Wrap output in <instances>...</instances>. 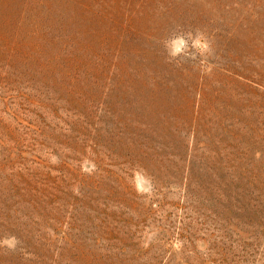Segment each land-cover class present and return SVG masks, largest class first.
<instances>
[{"label":"rangeland","instance_id":"1","mask_svg":"<svg viewBox=\"0 0 264 264\" xmlns=\"http://www.w3.org/2000/svg\"><path fill=\"white\" fill-rule=\"evenodd\" d=\"M0 264H264V0H0Z\"/></svg>","mask_w":264,"mask_h":264}]
</instances>
